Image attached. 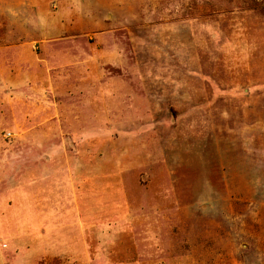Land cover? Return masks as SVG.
I'll use <instances>...</instances> for the list:
<instances>
[{
    "label": "rangeland",
    "instance_id": "374dc122",
    "mask_svg": "<svg viewBox=\"0 0 264 264\" xmlns=\"http://www.w3.org/2000/svg\"><path fill=\"white\" fill-rule=\"evenodd\" d=\"M0 264H264V0H0Z\"/></svg>",
    "mask_w": 264,
    "mask_h": 264
}]
</instances>
